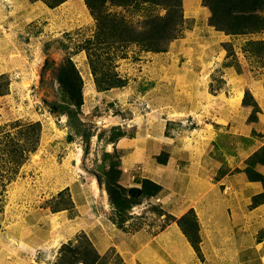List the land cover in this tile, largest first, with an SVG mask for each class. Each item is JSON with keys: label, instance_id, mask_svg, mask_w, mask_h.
Listing matches in <instances>:
<instances>
[{"label": "rangeland", "instance_id": "rangeland-1", "mask_svg": "<svg viewBox=\"0 0 264 264\" xmlns=\"http://www.w3.org/2000/svg\"><path fill=\"white\" fill-rule=\"evenodd\" d=\"M186 1L177 36L151 52L112 36L145 38L165 6L106 3L114 26L85 0H0V264H143L125 255L133 236L170 222L193 264H217L207 230L223 227L200 223L206 199L233 204L245 264H264V224L251 227L264 219L252 181L264 177V29L227 34L203 0ZM87 50L126 84L98 89ZM170 191L184 204L177 218L163 209Z\"/></svg>", "mask_w": 264, "mask_h": 264}, {"label": "trees", "instance_id": "trees-1", "mask_svg": "<svg viewBox=\"0 0 264 264\" xmlns=\"http://www.w3.org/2000/svg\"><path fill=\"white\" fill-rule=\"evenodd\" d=\"M52 1L59 4L63 0ZM180 1L181 0H85V3L92 15L95 17L97 23L100 21V19H105L114 26L120 22H115V19L111 18V15H102L100 12V8L106 3L118 7L131 6L137 3L165 6L168 9L167 17L150 19L148 24L151 26V30L149 35L145 38H142L141 40H135L133 38L130 40H123V38L121 39L120 36H112L113 40L115 41H121V43H140L145 51L157 52L161 51L162 46L177 36L176 29L184 22L181 13H179L178 16H175V11H180ZM203 3L210 8L211 23L217 30L224 31L227 34H241L248 31L251 32L264 29V17H261L256 13V11L264 6V0H203ZM92 55L93 53L88 52L87 50V58L91 68V74L94 77V81L98 89L103 91L112 88L123 87L126 84V81L120 78L117 73H107L104 72L100 66L98 67V64H96V62L93 60ZM70 73L74 75L72 80L75 82L74 88L79 95L81 91L80 77L77 75L73 67H71ZM248 98L252 100L250 94L246 92L244 95V101L246 102ZM253 105L256 106L255 102H253ZM261 163L264 164L263 161ZM252 181H260L264 186V177L255 172L253 174ZM144 183L154 187V192H148L145 195H155L158 186L148 182V180H144L143 184ZM143 191L144 188H131L128 190L131 195L143 194ZM260 203L261 202L252 204V206L255 207ZM179 226L181 229V225ZM182 233L185 234V232ZM79 263L86 264L84 261H80Z\"/></svg>", "mask_w": 264, "mask_h": 264}, {"label": "crops", "instance_id": "crops-1", "mask_svg": "<svg viewBox=\"0 0 264 264\" xmlns=\"http://www.w3.org/2000/svg\"><path fill=\"white\" fill-rule=\"evenodd\" d=\"M164 198V197H163ZM164 210L170 216L177 218L183 213L184 204L175 195L173 191L167 194V197L163 201ZM237 205L238 203L235 202ZM215 205L220 207L210 208L208 206ZM233 205L230 202H222V205L211 200H204L199 204V206H205L200 215L198 214V219L200 223L203 224H213L216 227H223L222 236H216L212 231L210 232V250L208 245V253L216 257L217 264H245L240 250L244 246H240L233 235V227L229 220L230 209L227 207ZM192 206V205H190ZM223 206V207H222ZM196 209V206H192ZM260 207V206H258ZM257 207V208H258ZM256 209V208H255ZM260 210V208H258ZM257 218L253 220L251 227H255L261 223L264 224V219L259 217V214H256ZM229 219V220H228ZM262 219V220H261ZM220 227V228H222ZM156 234L151 235V233L146 231H137L135 236H133V241H130L134 246L135 250L125 251L127 258H132L134 254L135 259L142 261L141 263L145 264H193L195 261L194 251L185 236L181 232V229L175 222H170L165 225L162 229H159ZM203 238V248L207 247L208 239ZM205 242V243H204ZM209 244V242H208ZM136 263V261H135Z\"/></svg>", "mask_w": 264, "mask_h": 264}, {"label": "bare ground", "instance_id": "bare-ground-1", "mask_svg": "<svg viewBox=\"0 0 264 264\" xmlns=\"http://www.w3.org/2000/svg\"><path fill=\"white\" fill-rule=\"evenodd\" d=\"M193 1V0H192ZM192 1H186L185 3V5H186V8H188L189 7V5L192 3ZM191 6V5H190ZM237 97V96H236ZM237 100V99H236Z\"/></svg>", "mask_w": 264, "mask_h": 264}]
</instances>
